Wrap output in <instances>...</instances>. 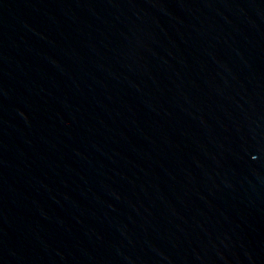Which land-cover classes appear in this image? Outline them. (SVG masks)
<instances>
[{
	"label": "water",
	"instance_id": "obj_1",
	"mask_svg": "<svg viewBox=\"0 0 264 264\" xmlns=\"http://www.w3.org/2000/svg\"><path fill=\"white\" fill-rule=\"evenodd\" d=\"M0 264H264V0H0Z\"/></svg>",
	"mask_w": 264,
	"mask_h": 264
}]
</instances>
